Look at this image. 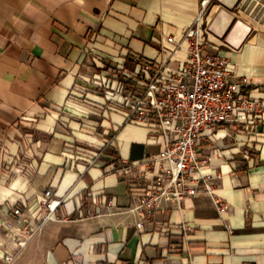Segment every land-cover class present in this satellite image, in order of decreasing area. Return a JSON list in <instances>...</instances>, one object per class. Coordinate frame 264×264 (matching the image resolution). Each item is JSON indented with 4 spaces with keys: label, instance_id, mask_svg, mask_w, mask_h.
I'll return each instance as SVG.
<instances>
[{
    "label": "crops",
    "instance_id": "0c3cea01",
    "mask_svg": "<svg viewBox=\"0 0 264 264\" xmlns=\"http://www.w3.org/2000/svg\"><path fill=\"white\" fill-rule=\"evenodd\" d=\"M203 2L205 51L228 59L259 97L264 0H0V264L16 250L5 229L19 222L13 209L27 214L45 190L62 200L60 220L13 264H264V122L253 133L231 124L202 133L224 220L198 195L181 209L160 201L138 229L133 209L146 182L117 171L161 152L163 140L125 122L115 81L94 80L111 68L136 71L137 57L176 69L185 45L167 39H180ZM99 135L111 144L101 148ZM90 194L114 206L88 215Z\"/></svg>",
    "mask_w": 264,
    "mask_h": 264
},
{
    "label": "built area",
    "instance_id": "2783aa9c",
    "mask_svg": "<svg viewBox=\"0 0 264 264\" xmlns=\"http://www.w3.org/2000/svg\"><path fill=\"white\" fill-rule=\"evenodd\" d=\"M205 5L203 2L178 41L173 37L167 39L176 47L185 45L186 60L176 69L137 57L134 72L117 67L94 77L104 88L109 86V80L115 81V92L122 95L126 109V123L152 127L163 140L161 152L125 162L117 171L133 183L146 182L133 209L139 217L138 229L153 220L160 201L168 200L173 208L181 209L185 198L198 195L209 196L219 218L224 220L229 207L215 193L216 178L206 171L210 159L200 148L202 133L230 124L244 126L248 133H253L255 125L264 122V89L259 97H254L255 86L249 77L233 71L228 59L205 51ZM110 144L109 139L99 135L101 148ZM88 198L95 206L93 211L88 210V215H100V206H114L112 199L103 197L99 201L92 194ZM61 204L62 200L54 198L51 190H45L27 214L13 209L19 222H7L5 229L16 250L5 255L7 264L14 262L47 222L60 220ZM182 230H186L185 225Z\"/></svg>",
    "mask_w": 264,
    "mask_h": 264
},
{
    "label": "trees",
    "instance_id": "16d2710c",
    "mask_svg": "<svg viewBox=\"0 0 264 264\" xmlns=\"http://www.w3.org/2000/svg\"><path fill=\"white\" fill-rule=\"evenodd\" d=\"M111 154H113V153H111ZM112 158L114 159V161L118 160V158H117V156L115 154H114V156Z\"/></svg>",
    "mask_w": 264,
    "mask_h": 264
},
{
    "label": "rangeland",
    "instance_id": "374dc122",
    "mask_svg": "<svg viewBox=\"0 0 264 264\" xmlns=\"http://www.w3.org/2000/svg\"><path fill=\"white\" fill-rule=\"evenodd\" d=\"M3 264H7V263L5 262V260H4ZM11 264H13V263H11Z\"/></svg>",
    "mask_w": 264,
    "mask_h": 264
}]
</instances>
